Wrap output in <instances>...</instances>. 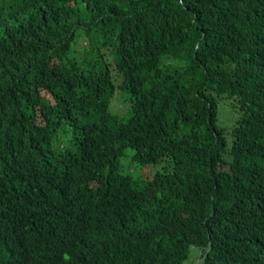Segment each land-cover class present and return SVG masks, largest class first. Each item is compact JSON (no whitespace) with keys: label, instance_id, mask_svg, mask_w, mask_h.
I'll return each instance as SVG.
<instances>
[{"label":"trees","instance_id":"1","mask_svg":"<svg viewBox=\"0 0 264 264\" xmlns=\"http://www.w3.org/2000/svg\"><path fill=\"white\" fill-rule=\"evenodd\" d=\"M127 149L164 169L133 180ZM191 245L264 264V0H0V264H184Z\"/></svg>","mask_w":264,"mask_h":264},{"label":"rangeland","instance_id":"2","mask_svg":"<svg viewBox=\"0 0 264 264\" xmlns=\"http://www.w3.org/2000/svg\"><path fill=\"white\" fill-rule=\"evenodd\" d=\"M88 45V39L86 36L79 32L74 44V52L77 55H81L82 50ZM106 60V58H104ZM111 68V67H110ZM111 73L113 78H116L114 70L111 68ZM117 79V78H116ZM116 79L115 82H116ZM218 123L221 126H226L227 130L233 125L234 119L236 118L238 107L236 100L229 95H221L218 97ZM130 108V103L128 98L122 97L118 91H116L110 104V111L117 114L122 118H126L128 115V110ZM132 150L127 149L121 156L120 170L124 173H129L133 180L140 182L144 179L149 178L157 170L164 169V162L158 161L155 163L143 164L141 162L134 161L132 159ZM199 249L196 246L191 245L189 247L188 258L184 261V264H200Z\"/></svg>","mask_w":264,"mask_h":264}]
</instances>
